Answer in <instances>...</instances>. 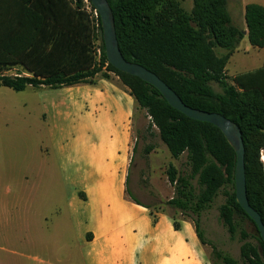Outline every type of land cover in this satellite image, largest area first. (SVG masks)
<instances>
[{
	"label": "trees",
	"instance_id": "obj_1",
	"mask_svg": "<svg viewBox=\"0 0 264 264\" xmlns=\"http://www.w3.org/2000/svg\"><path fill=\"white\" fill-rule=\"evenodd\" d=\"M108 2L127 61L158 75L187 106L221 114L240 126L246 149L247 196L264 222L260 144L264 137V64L236 75L232 85L223 75L231 55L220 58L214 52L215 47L232 52L245 36L254 48H264V6L246 5L245 35L232 26L225 0H195L191 15L175 0ZM82 3L83 0H0V70L19 66L31 74L1 73L0 88L16 92L29 87L60 88L94 83L98 76L110 78L109 73L115 74L151 117L150 126L158 129L171 155L179 158L188 154L190 176L180 175L173 167L168 172L170 183L176 185L175 197L168 205L182 214L197 216L194 225L200 242L212 246L213 256L222 264H241L219 251L201 228L202 213L223 194L226 201L220 207V218L232 239L240 228L242 258L250 264H264V241L258 234L253 236L258 244L249 243L252 235L242 225L244 221L254 222L236 201V153L224 134L216 126L188 118L170 106L151 84L113 67L106 56L99 14L101 56L96 61L91 51L94 32L80 10ZM212 83L218 84L221 92ZM193 179L200 186L198 193ZM175 228L180 229L177 222Z\"/></svg>",
	"mask_w": 264,
	"mask_h": 264
},
{
	"label": "crops",
	"instance_id": "obj_2",
	"mask_svg": "<svg viewBox=\"0 0 264 264\" xmlns=\"http://www.w3.org/2000/svg\"><path fill=\"white\" fill-rule=\"evenodd\" d=\"M109 74L94 83L40 87L50 90L41 105L47 144L36 167L26 161L15 170L0 161V181L16 182L0 195L1 227L19 218L21 248L37 249L39 264H217L192 222L176 229L166 212L133 200L129 180L140 166L142 109ZM41 191L47 206L35 208ZM3 236L0 231V242Z\"/></svg>",
	"mask_w": 264,
	"mask_h": 264
},
{
	"label": "rangeland",
	"instance_id": "obj_3",
	"mask_svg": "<svg viewBox=\"0 0 264 264\" xmlns=\"http://www.w3.org/2000/svg\"><path fill=\"white\" fill-rule=\"evenodd\" d=\"M75 2L76 0H71ZM180 7L188 14L193 13L195 0H175ZM264 3V0H225L227 12L231 18L232 26L247 34L245 15L243 11L244 3ZM261 4V3H260ZM84 14L86 23L94 32V38L91 44V51L96 61L100 59L101 39L99 31L98 14L92 9L90 3L83 0L80 8ZM215 54L222 58L231 55L223 75L227 78L229 84L234 85L236 75L261 68L264 64V48H254L250 45L247 36H245L231 52L227 49L215 47ZM8 75H25L30 76L22 67H14L10 70H0V74ZM214 89L221 92L218 84L212 83ZM49 88H27L23 92H16L9 88H0V161L8 163L10 168L19 170L21 162H28L30 166L36 167L43 155V149L47 144L43 120L41 116L42 99ZM140 118L137 117L139 146L136 153L135 162L140 166L137 170L133 167L129 187L133 197H138L141 201L148 203L155 211L166 212L178 224L184 220H188L194 224L197 219L192 213H180L177 209L168 205V201L175 197L176 185L170 183L168 172L171 167L175 168L180 175L190 176L192 167L188 159L187 152L183 153L179 158H174L168 150L166 144L162 141L159 131L156 127H151L152 119L143 110L139 112ZM262 145L261 161L264 166V137L260 141ZM151 148V149H150ZM150 149V150H149ZM14 174V170L12 171ZM10 177L0 181V195L3 194L8 186L15 184ZM197 193L200 186L197 179L192 180ZM44 191L39 192L38 201H34V207H46V198ZM226 201V197L220 194L212 206L204 211L199 218L201 228L205 233L207 240L211 241L214 246L224 254H228L239 260L241 264H250L241 256L242 240L240 228L236 237L231 238L226 226L220 218V207ZM59 205V204H57ZM61 207L64 201L61 200ZM12 227H1L0 231L4 235L3 242H0V264H39L35 257L43 258L37 249H30L26 252L25 248H21V226L19 218L12 221ZM39 223L36 222L37 228ZM243 228L247 230L249 235L248 242L257 245L258 242L253 236H258L255 226L249 221L242 223ZM3 231V232H2ZM206 255L215 263L222 264L213 256V248L205 245ZM8 249V250H6ZM12 250L18 253H28L30 259L22 258L20 255L12 254ZM25 250V251H24Z\"/></svg>",
	"mask_w": 264,
	"mask_h": 264
},
{
	"label": "water",
	"instance_id": "obj_4",
	"mask_svg": "<svg viewBox=\"0 0 264 264\" xmlns=\"http://www.w3.org/2000/svg\"><path fill=\"white\" fill-rule=\"evenodd\" d=\"M100 15L106 56L109 63L117 70L136 76L155 87L168 104L188 118L210 123L221 130L236 153L235 189L236 201L254 222L259 236L264 241V222L261 215L250 205L247 196L245 143L240 126L218 113H209L187 106L180 96L168 86L158 75L147 68L129 62L123 56L117 37L115 17L108 0H91Z\"/></svg>",
	"mask_w": 264,
	"mask_h": 264
},
{
	"label": "built area",
	"instance_id": "obj_5",
	"mask_svg": "<svg viewBox=\"0 0 264 264\" xmlns=\"http://www.w3.org/2000/svg\"><path fill=\"white\" fill-rule=\"evenodd\" d=\"M87 3H89V1L88 0H85ZM96 11V10H95ZM96 14H98L97 13V11H96ZM99 55L101 56V52L99 51ZM16 76H20V75H16Z\"/></svg>",
	"mask_w": 264,
	"mask_h": 264
}]
</instances>
